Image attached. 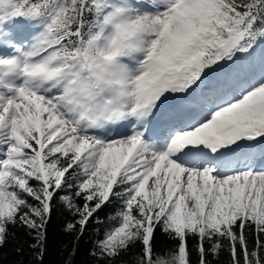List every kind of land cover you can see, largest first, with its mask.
Returning <instances> with one entry per match:
<instances>
[{
    "label": "snow or ice",
    "instance_id": "1",
    "mask_svg": "<svg viewBox=\"0 0 264 264\" xmlns=\"http://www.w3.org/2000/svg\"><path fill=\"white\" fill-rule=\"evenodd\" d=\"M57 196L77 240L118 202L97 264H264V0H0V250Z\"/></svg>",
    "mask_w": 264,
    "mask_h": 264
},
{
    "label": "trees",
    "instance_id": "2",
    "mask_svg": "<svg viewBox=\"0 0 264 264\" xmlns=\"http://www.w3.org/2000/svg\"><path fill=\"white\" fill-rule=\"evenodd\" d=\"M118 202L104 207L99 212V221H93L87 227L85 233L77 240L75 234L69 235L64 231L66 223L70 222L73 217L62 206L59 196L53 201V208L50 220L47 224V239L42 264H97L91 256L93 246L98 239L102 237L107 218L117 211ZM15 237L10 240L5 247L0 250V264H37L36 253L29 250L31 239L26 235L24 229L17 228L14 230ZM17 244L23 247V253L18 254L15 251ZM189 248L191 251L192 264H197V256L194 251L195 240L189 239ZM173 246L162 233H156V247L158 250H167ZM74 250V255L71 253ZM135 249L133 254L123 258L122 264L134 260ZM212 264H230L227 251L221 252L218 257H209Z\"/></svg>",
    "mask_w": 264,
    "mask_h": 264
},
{
    "label": "rangeland",
    "instance_id": "3",
    "mask_svg": "<svg viewBox=\"0 0 264 264\" xmlns=\"http://www.w3.org/2000/svg\"><path fill=\"white\" fill-rule=\"evenodd\" d=\"M180 102L176 99H173L169 102V107L175 108ZM200 111V107L194 101H184L183 107L178 109L175 114H183L185 118L191 119L193 118L196 113ZM162 124L154 125L153 127H158L157 131L160 133V129ZM123 131V130H121ZM158 133V134H159Z\"/></svg>",
    "mask_w": 264,
    "mask_h": 264
}]
</instances>
